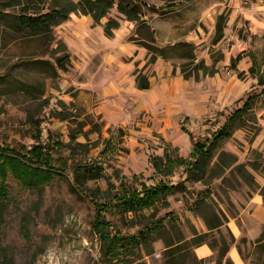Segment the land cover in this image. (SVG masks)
<instances>
[{"label": "rangeland", "instance_id": "obj_1", "mask_svg": "<svg viewBox=\"0 0 264 264\" xmlns=\"http://www.w3.org/2000/svg\"><path fill=\"white\" fill-rule=\"evenodd\" d=\"M135 1L137 20L122 14L116 0L98 22L72 11L67 21L52 27L49 41L22 37L10 21L23 7L47 10L51 0H0V145L26 151L59 141L53 156L64 167L47 185L32 188H21L9 174L6 196L0 198V253L12 264L164 263L167 246L157 234L150 238V251L140 244L129 255L121 250L119 262L104 259L94 224L106 218L110 228L129 235L152 221L171 229L173 238L180 233L190 240L207 232L211 241L222 234L245 264H264V222L259 236H235V242L228 225L239 218L243 229L258 228L249 202L259 198L264 203V94L252 108L260 131L253 135L249 127L238 128L222 140L204 179L187 180L178 165L173 174L160 173L151 162L164 156L166 146L172 158L189 157L195 140L210 137L248 94L259 93L247 53L262 55L264 0ZM109 18L119 25L105 37ZM240 53L243 58L232 68ZM64 54L70 59L66 71L57 68L55 59ZM138 75L147 78L149 88L137 86ZM5 77L25 83L27 90ZM177 79L185 86L175 85ZM87 80L96 90L80 87ZM116 81L119 88L109 89ZM153 91L157 95L151 97ZM90 161L101 174L83 188L98 201L122 177L137 187L166 178L186 188L134 216L99 214L73 188V165ZM218 217L222 224L210 229L206 220L215 223ZM189 250L192 254L194 246ZM212 250L206 261L189 259L187 264H226L228 255L218 263V248Z\"/></svg>", "mask_w": 264, "mask_h": 264}, {"label": "trees", "instance_id": "obj_2", "mask_svg": "<svg viewBox=\"0 0 264 264\" xmlns=\"http://www.w3.org/2000/svg\"><path fill=\"white\" fill-rule=\"evenodd\" d=\"M53 5L45 11H38L31 9V7H23L20 9L14 19L10 21V26L13 31L18 32L24 38H36L53 40L52 27L57 26L60 22L69 19V14L72 11L81 12L82 14L92 15L95 22L100 21L104 16H107L108 11L114 7L116 0H51ZM133 2V3H132ZM139 3L135 0H119L117 3L118 10L131 20H137L138 14L136 6ZM175 6L171 4L170 8ZM119 23L113 18H109L104 25L105 35L111 37L114 28L118 27ZM61 48L66 49L63 41L58 40ZM251 56L250 72L257 78L258 87H261L259 93L252 92L247 95L242 106L234 108L231 113L225 118L223 123L218 126L210 137L203 140H195L189 157L185 158L177 156L172 158L169 156V146H166L164 156L152 157L151 162L158 172L173 174L175 165L182 166L183 171L187 173V180H201L204 179L207 173L208 164L213 158V151L218 144L229 138L232 132L238 128H250L253 135H256L261 126L258 124L257 116L252 112V108L258 102L260 94H264V46L261 57L256 54L247 53ZM243 54H239L232 60V68L243 58ZM56 59L57 68L62 71L67 70V63H70L69 55H59ZM245 72L240 73L243 75ZM3 76V75H2ZM5 76V75H4ZM13 87L21 90H27V85L20 81L11 82L5 77ZM137 86L140 89L149 88V82L145 76H137ZM264 119V114L261 115ZM185 119H188L186 117ZM61 142L56 141L52 146L50 145H33L29 150L22 148H15L8 145H0V198L6 196L7 190L5 188L7 178L13 175L21 188H32L35 185H47L55 176L61 175L64 171L62 165H57L53 153L59 149ZM74 173V190L80 191L86 198L93 202L97 213H120L122 216H129L137 214L139 211L155 208L159 202H162L164 197L172 194L179 189H185L183 183L172 184L169 179L161 178L153 183L141 182L140 187L132 185L126 177H122L117 187L112 185V189L108 190L101 201H98L93 195L85 192L83 185L91 178L100 175V166L95 162L90 161L86 164H79L76 162L73 165ZM134 178L139 175L134 174ZM264 197V187H263ZM207 226L210 229L218 228L222 221L217 218L215 223L206 220ZM112 223L110 220L99 219L94 224V230L99 234V244L101 256L108 259L109 262L114 263L120 261L121 250L128 254L134 252L135 248L140 244H145L147 249L151 250L150 238L157 234L161 238L164 237V242L167 248L164 251L163 264H187V260L201 263L202 260L195 256L194 252H190L192 246L196 247L208 243L212 249L218 248V263L225 257L230 248V243L226 241L224 235L220 234V239H212L206 241L208 233H195L190 240H186L182 234L176 238L170 234L171 229L162 227L156 221L147 224L142 228L138 234L129 235L123 233L117 228H110ZM174 228V227H173ZM177 228H174V231ZM179 232L176 230V233ZM231 242L234 241V236L230 234ZM260 241V240H258ZM0 264H12V261L3 257L0 253ZM145 264V263H143ZM226 264H232L230 258L226 259Z\"/></svg>", "mask_w": 264, "mask_h": 264}, {"label": "crops", "instance_id": "obj_3", "mask_svg": "<svg viewBox=\"0 0 264 264\" xmlns=\"http://www.w3.org/2000/svg\"><path fill=\"white\" fill-rule=\"evenodd\" d=\"M92 20L93 19L91 17H87L85 19V22L91 23ZM97 30H99V29H97ZM103 34H104V31H103ZM104 36H105V34H104ZM87 54H88L87 51L82 52L81 58L85 59ZM86 59L84 60L85 62H86ZM95 65L97 66L98 64L95 63ZM89 72L93 73L92 70H90ZM183 81H184L183 79H181V80L177 79L175 81V85L185 86V85H183ZM115 83L116 84H112V86L109 85V89H112V88L113 89H116V88L118 89L119 88L118 82L116 81ZM80 87H82V89H86V90L87 89L92 90V91L96 90V88L93 86V82L91 83L90 80L82 82V84H80ZM162 88L164 89V87H162ZM148 94L151 97H153V96L157 95V92L153 91V92L148 93ZM249 205L252 208L253 214H256V216L254 217L253 222L255 223V225L258 226V228H254V230H253V229H251V227L247 226L246 228L243 229L242 226H240V224L238 222L239 218H237V224H236V222H234L233 226H232L231 223H228V225H229L234 237L235 236L244 235V236H246L248 238H255V237L259 236V234L261 233L262 224L264 222V203H263V200H261L259 198H253L249 202ZM194 254H195V256L198 257V259L206 261V259L210 258L211 255L213 254V250L210 247V245L208 243H206V244H202V245L194 247ZM226 255H228V257L231 259L233 264H245L242 256L239 254V251H238L237 247L229 248V250H228ZM207 264H215V262L211 261V262H209Z\"/></svg>", "mask_w": 264, "mask_h": 264}]
</instances>
